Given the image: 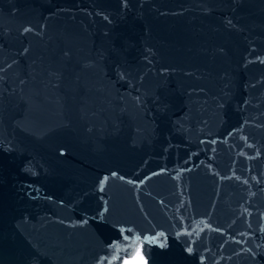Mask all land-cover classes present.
I'll return each instance as SVG.
<instances>
[{
  "label": "water",
  "instance_id": "95a60500",
  "mask_svg": "<svg viewBox=\"0 0 264 264\" xmlns=\"http://www.w3.org/2000/svg\"><path fill=\"white\" fill-rule=\"evenodd\" d=\"M0 264H264V0H0Z\"/></svg>",
  "mask_w": 264,
  "mask_h": 264
}]
</instances>
